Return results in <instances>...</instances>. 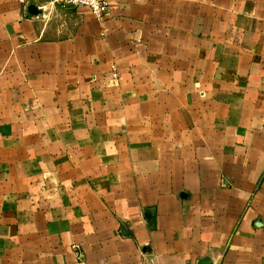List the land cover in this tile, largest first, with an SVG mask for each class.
Returning a JSON list of instances; mask_svg holds the SVG:
<instances>
[{
  "label": "crops",
  "instance_id": "0c3cea01",
  "mask_svg": "<svg viewBox=\"0 0 264 264\" xmlns=\"http://www.w3.org/2000/svg\"><path fill=\"white\" fill-rule=\"evenodd\" d=\"M109 1L0 0V264H264V0Z\"/></svg>",
  "mask_w": 264,
  "mask_h": 264
},
{
  "label": "built area",
  "instance_id": "2783aa9c",
  "mask_svg": "<svg viewBox=\"0 0 264 264\" xmlns=\"http://www.w3.org/2000/svg\"><path fill=\"white\" fill-rule=\"evenodd\" d=\"M48 2L54 6L88 8L100 21H103L110 14L109 0H48Z\"/></svg>",
  "mask_w": 264,
  "mask_h": 264
},
{
  "label": "water",
  "instance_id": "95a60500",
  "mask_svg": "<svg viewBox=\"0 0 264 264\" xmlns=\"http://www.w3.org/2000/svg\"><path fill=\"white\" fill-rule=\"evenodd\" d=\"M30 11L32 12V13H34V14H37L38 12H37V8L35 7V6H32L31 8H30ZM201 264H211V261L209 260V259H205V260H202L201 261Z\"/></svg>",
  "mask_w": 264,
  "mask_h": 264
}]
</instances>
